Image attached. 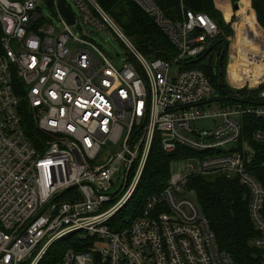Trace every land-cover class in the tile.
I'll return each mask as SVG.
<instances>
[{
  "label": "built area",
  "instance_id": "1",
  "mask_svg": "<svg viewBox=\"0 0 264 264\" xmlns=\"http://www.w3.org/2000/svg\"><path fill=\"white\" fill-rule=\"evenodd\" d=\"M72 1L83 25L110 29L122 42V66L74 34L79 21L70 26L58 0L53 8L0 0V264H41L62 241L71 246L57 264H238L219 249L187 190L192 178L217 175L250 189L255 264H264V187L252 172L264 129L244 135V118L264 122V80L252 88L229 77L235 92L221 98L205 73L184 69L213 48L219 28L206 14L183 11L173 23L154 0H133L178 51L167 62L145 57L95 0ZM230 62L232 76L233 53ZM21 89L44 136L40 146L23 128ZM259 90L260 104L251 98ZM157 133L166 153L182 146L196 155L181 160L182 172L172 163L166 188L112 227L136 193Z\"/></svg>",
  "mask_w": 264,
  "mask_h": 264
},
{
  "label": "trees",
  "instance_id": "2",
  "mask_svg": "<svg viewBox=\"0 0 264 264\" xmlns=\"http://www.w3.org/2000/svg\"><path fill=\"white\" fill-rule=\"evenodd\" d=\"M45 1L50 8H53V0ZM95 1L145 57L169 62L178 56V51L168 36L158 27L154 18L146 14L133 0ZM154 1L163 11L166 19L173 23L183 20V11L206 14L217 23L219 31L213 37L211 51L196 61L186 62L184 69H197L205 73L221 98L233 94L235 91L227 84L226 72L229 59L228 40L234 35V31L232 23L227 22L223 12L219 9L218 1ZM246 2L251 9L255 41L251 44L244 43L240 33L238 40L233 42V54L238 67L230 79H239L242 83L250 81L251 87L255 88L264 80V63H262V57L258 55L259 52L254 53L253 50L248 52L247 48L264 46V0H246ZM219 45H222L226 50L222 61V48L214 54L215 48L217 50ZM204 60L208 62L201 64L200 62ZM239 93L242 94V97H247L246 90ZM259 93L260 90L251 94V98L256 99L258 104H260ZM20 95L22 97L20 114L23 119V128L34 144L40 146L44 136L36 128V120L25 99L24 89L23 91L21 89ZM247 99L243 102L251 104ZM244 119L245 139H250L254 131L264 129L263 121L251 117ZM162 138V134H156L136 193L116 215L111 224L112 227L113 224L124 221L126 217L135 216L150 196L158 194L166 188L171 176L172 163L196 155L193 151L182 146H179L176 152L168 154L163 150ZM253 147L257 155L252 172L264 187V168L262 167L264 147L254 144ZM187 190L195 195L203 213L208 218L219 249L227 252L238 264H255V257L259 256L261 251L252 246V241L259 236V233L250 219V189L242 185L238 179L229 180L224 176L217 175L192 178L188 182ZM69 245L71 246L69 241L58 242L48 251L41 264L60 262L63 254L69 249Z\"/></svg>",
  "mask_w": 264,
  "mask_h": 264
},
{
  "label": "rangeland",
  "instance_id": "3",
  "mask_svg": "<svg viewBox=\"0 0 264 264\" xmlns=\"http://www.w3.org/2000/svg\"><path fill=\"white\" fill-rule=\"evenodd\" d=\"M65 1L70 7V9L72 10L77 20L79 21V26L77 25V26L72 27L74 34L78 36L86 35L90 39V41L94 42L98 46V48L103 52V54L108 59H110L111 61L117 60L119 65L122 66L124 63L126 50L124 46L122 45L121 41L118 39V37L110 29L99 31L98 29L93 28L90 25H87V26L83 25L81 12L78 9V7L73 3L72 0H65ZM217 1H218L217 2L218 7L223 12L224 17L226 18L227 22L232 23L234 35L230 37L229 40L230 39H232L233 41L238 40L239 35L241 33V39L244 43L246 44L253 43L255 41V32H254V28L252 25L251 9L249 7L248 2H246V0H238L237 4H240L239 7L241 8L238 11H235L234 10L235 5L233 4L234 0L233 1L232 0H217ZM42 11L44 15L48 17L54 23V25L58 24V19L56 16L53 15L52 11H50L45 6H43ZM212 40L213 38L211 39V41ZM232 43H233L232 41L231 42L229 41V59H228L227 72H226V81L227 79H229L230 73L232 71L231 62H230L231 55L234 51ZM247 50L248 52L249 51L252 52V50L254 53L259 52L258 55L259 56L261 55L262 57H264V46H254V48L249 47L247 48ZM207 62L208 61L204 60L203 62H200V63L206 64ZM227 84H228V81H227ZM197 125L201 128H206L210 126V123L209 122H198ZM187 166H188V162L176 161L174 163V172L175 173L182 172L183 170L187 169Z\"/></svg>",
  "mask_w": 264,
  "mask_h": 264
},
{
  "label": "water",
  "instance_id": "4",
  "mask_svg": "<svg viewBox=\"0 0 264 264\" xmlns=\"http://www.w3.org/2000/svg\"><path fill=\"white\" fill-rule=\"evenodd\" d=\"M235 1V7L234 10L238 11L239 10V4H237L238 0H234ZM58 4H59V8L61 10V12L63 13V15L65 16V18L67 19L68 23L70 26L75 24V16L73 15V12L71 11V9H69L64 0H58Z\"/></svg>",
  "mask_w": 264,
  "mask_h": 264
},
{
  "label": "flooded vegetation",
  "instance_id": "5",
  "mask_svg": "<svg viewBox=\"0 0 264 264\" xmlns=\"http://www.w3.org/2000/svg\"><path fill=\"white\" fill-rule=\"evenodd\" d=\"M233 1V0H232ZM234 2V5H235V1H233ZM222 48V58H221V61L223 60V56H224V53H225V48L224 47H222V45H219L218 46V48H217V50H216V48H215V50H214V54H216L217 53V51H218V49H221Z\"/></svg>",
  "mask_w": 264,
  "mask_h": 264
},
{
  "label": "crops",
  "instance_id": "6",
  "mask_svg": "<svg viewBox=\"0 0 264 264\" xmlns=\"http://www.w3.org/2000/svg\"><path fill=\"white\" fill-rule=\"evenodd\" d=\"M255 13V12H254ZM255 18H256V14H255Z\"/></svg>",
  "mask_w": 264,
  "mask_h": 264
}]
</instances>
